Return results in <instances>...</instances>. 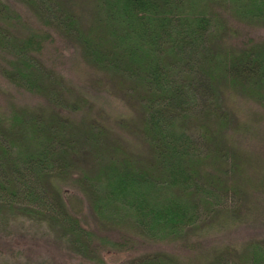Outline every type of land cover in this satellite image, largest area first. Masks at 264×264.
<instances>
[{"label":"trees","instance_id":"obj_1","mask_svg":"<svg viewBox=\"0 0 264 264\" xmlns=\"http://www.w3.org/2000/svg\"><path fill=\"white\" fill-rule=\"evenodd\" d=\"M21 1L42 25L27 26L0 0V54L10 65L1 74L50 108L0 112L1 226L34 221L74 253L102 263V248L135 251L133 234L183 241L215 218L243 219L246 196H264L262 173L247 172L252 163L235 146L241 127L223 100L231 91L264 111V35L238 46L229 40L233 22L264 27V0ZM45 27L76 42L86 63L140 110L132 131L145 153L130 151L102 122L72 118L89 105L71 99L41 60L52 37ZM263 146L264 138L262 155ZM71 189L89 202L95 229L70 209ZM110 227L133 234L115 239ZM132 264L179 263L155 254ZM208 264H264V239Z\"/></svg>","mask_w":264,"mask_h":264},{"label":"rangeland","instance_id":"obj_2","mask_svg":"<svg viewBox=\"0 0 264 264\" xmlns=\"http://www.w3.org/2000/svg\"><path fill=\"white\" fill-rule=\"evenodd\" d=\"M11 9L22 14L27 26L41 28L42 21L36 17L21 0H2ZM79 1V0H78ZM80 11L88 15L85 2L81 1ZM232 19L230 21H234ZM236 32L229 37L232 45H240L246 39H257L264 35L263 26H253L241 21L230 24ZM52 37L47 43L41 60L49 69H53L69 89L71 99L85 100L89 107H82L75 112L73 119L93 118L102 122L111 131L123 139L126 147L133 153H145L143 140L132 130L139 123L141 112L125 98L108 77L101 71L88 65L84 60L80 46L69 38H65L51 28ZM8 57L0 54V112L7 113L13 106L26 107L31 110L50 108L48 101L36 94L16 87L1 74L3 67H10ZM223 100L226 107L233 111L241 130L235 135L236 148L244 156L248 164L247 172L264 178V155H262V139L264 138V111L256 104L238 94L226 91ZM127 122L125 126L121 122ZM264 148V146H263ZM262 166L261 168H259ZM248 191L253 192L250 187ZM72 212L77 215L86 228H96V215L84 195L77 189H71L67 197ZM233 199H230L232 202ZM248 210L243 219L235 217H219L212 220L201 230L193 231L185 240L170 243L159 242L125 229L106 228L111 237L121 239L125 234L136 240L135 251L125 252L102 248V263L90 260L74 253L66 243L58 240L45 227L34 221H23L17 227L0 225V264H132L146 255L160 254L171 258L179 264H208L215 260L218 253L224 251L231 257L238 254L251 242L262 241V211L264 196L250 193L246 196ZM25 224V226L23 225ZM231 258L230 260H233Z\"/></svg>","mask_w":264,"mask_h":264}]
</instances>
